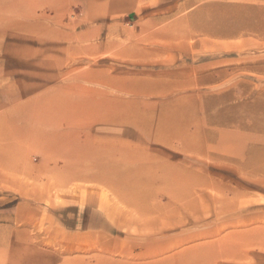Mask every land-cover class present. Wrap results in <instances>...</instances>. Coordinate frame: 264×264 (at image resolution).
<instances>
[{
  "label": "rangeland",
  "instance_id": "374dc122",
  "mask_svg": "<svg viewBox=\"0 0 264 264\" xmlns=\"http://www.w3.org/2000/svg\"><path fill=\"white\" fill-rule=\"evenodd\" d=\"M0 84L124 100L76 127L110 183L0 124V264H264V0H0Z\"/></svg>",
  "mask_w": 264,
  "mask_h": 264
},
{
  "label": "bare ground",
  "instance_id": "6f19581e",
  "mask_svg": "<svg viewBox=\"0 0 264 264\" xmlns=\"http://www.w3.org/2000/svg\"><path fill=\"white\" fill-rule=\"evenodd\" d=\"M59 75H61V73H59ZM28 77L31 78V75H29ZM9 81H13V80H9ZM9 81L8 83H10ZM68 85L66 86L68 87ZM4 87L7 86L3 85V89ZM72 87L74 88L75 86ZM53 88H55V86ZM68 88H71V86ZM45 91L49 93V90H45ZM76 91L77 92H71L66 94L61 92L62 94L60 93L61 95H59V97L55 99H52L50 96L41 95L42 93L40 92H39L40 96L38 94H37L38 96L32 95L35 97L28 99L27 102H23L19 104L14 110L10 111L8 115L1 116L0 124L7 125L10 128V131H6V133L8 134L10 132L15 133L18 137H20V139L23 142L26 143L30 142L31 144L42 145L45 148L47 154H49V156H47L48 160H53L55 168L58 167V169H74L73 163H71L73 158H75V163L77 164L81 163L83 160L88 159L91 162L89 163L94 168L104 172V176L107 179V182L110 183V181L113 180L114 178L120 177L121 171L119 172L118 170H116L117 167L116 163L110 161L106 162L103 160V157L105 155L101 151L104 150L109 151V149H103L102 147H96L94 145H92V147H89V145L82 146L80 142V131H77L76 127L80 124V122H82L84 119L88 118L89 116H94V117L99 116L100 118H102V121H109L112 123L119 124V121H122L123 119L120 114L121 112L124 111V100L119 98H107L103 90H99L91 87H84V86L79 87L78 85V89ZM19 93H17L18 94L17 97L25 96L26 94L31 93V91L22 92L20 94ZM44 93L46 94V92ZM50 94H52V92ZM17 97L16 96L12 97L11 99L8 100V102H11L13 98H17ZM5 104L7 105V103ZM110 113H114V115L110 116ZM73 147L75 153L70 152L68 150V148H73ZM11 149L12 147L9 146H5V148L0 149V164L7 166L12 165L14 157H12L13 149L12 150ZM82 150H84V152ZM59 162H63V165L60 166L58 164ZM122 176L123 173L121 174V177ZM88 181L90 180L88 179ZM126 186L129 185H126L125 183H121V182L117 183V189ZM130 186H129V190L132 188V186L131 188ZM137 186L140 187V184ZM134 187L135 186H133L131 190H134L135 189ZM141 188L142 187L138 189L140 190ZM139 190L138 191L136 190L137 194H139L142 191V189L141 191ZM127 204L129 205V203Z\"/></svg>",
  "mask_w": 264,
  "mask_h": 264
}]
</instances>
